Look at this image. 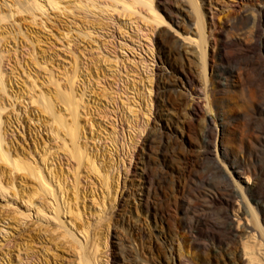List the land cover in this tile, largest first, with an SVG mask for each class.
Wrapping results in <instances>:
<instances>
[{"label": "rangeland", "instance_id": "obj_1", "mask_svg": "<svg viewBox=\"0 0 264 264\" xmlns=\"http://www.w3.org/2000/svg\"><path fill=\"white\" fill-rule=\"evenodd\" d=\"M55 1L52 7L47 0H0V148L7 159L0 160V182L7 190L0 192V264H79L86 251L94 253V264H122L125 256L126 264H214L210 249H199L188 237L177 208L186 168L205 176L206 183L216 180L208 174L212 162L199 158L202 110L184 105L162 113L173 122L179 118L182 129L168 131L173 149L159 154L169 158L166 166L158 160L150 167L153 177L165 179L155 201L164 229L153 230L152 253L140 239L139 256L131 253L136 244L120 224V218L129 219L147 231L151 222L142 205L141 162L148 149L151 157L157 150L144 145L152 127H161L157 78L169 72L159 59L157 35L165 30L193 47L196 38L170 22L158 0ZM199 1L211 3L212 23L236 16L243 5ZM183 80L174 95L192 100L199 92L205 106L203 87ZM68 96L73 106L65 103ZM75 105L77 125L70 114ZM70 127L80 163L70 154ZM245 134L243 141L250 149L255 144L262 159L264 130ZM15 162L37 176L17 171ZM198 186L202 196L211 195L207 185ZM131 188L135 196L128 195Z\"/></svg>", "mask_w": 264, "mask_h": 264}, {"label": "bare ground", "instance_id": "obj_2", "mask_svg": "<svg viewBox=\"0 0 264 264\" xmlns=\"http://www.w3.org/2000/svg\"><path fill=\"white\" fill-rule=\"evenodd\" d=\"M240 1L243 5H239L241 12L236 16H227L222 23H212L207 18L211 12L210 2L158 0V6L168 15L170 22L188 36L196 38L193 43L196 46L188 45L186 41L181 43L175 38L173 40L165 30L157 35L159 59L168 66L169 72L160 71L157 78L161 127H152L144 145L157 150L151 157L148 149V155L144 153L141 162L142 175L146 181L141 187L144 197L142 205L145 218L151 219L152 226L148 225L145 231L143 226L138 227L129 219L120 218L123 229L136 244L128 249L136 253L135 256H139L138 239L146 240L152 253L155 246L152 242L153 230L164 229L165 218L159 216L155 201L165 179L161 175L153 177L150 167L158 160L161 167L166 166L169 158L163 155L161 159L159 154L172 148L173 140L169 132L182 127L179 118L173 122L170 115L163 117L162 113H173L186 105L195 113L200 110L204 112V123L199 131L203 151L199 158L212 162L208 174L210 172L216 180L206 183L205 176L193 169H185L184 175H187L188 181L177 207L179 219L196 247L201 250L210 249L214 264H264V157L260 158L259 148L255 144L253 147L257 149H250L243 141L246 139L245 133L264 130V0ZM47 2L52 7L58 5L55 0ZM206 6H209L208 9ZM125 7L132 10L134 4ZM212 17L215 19V15ZM155 20L158 24L163 23L159 18ZM188 40L192 42L190 37ZM181 76L189 86L203 87L205 106L199 100V92L196 94L198 98L192 100L180 94L174 95L179 82L183 80ZM72 99L71 96L64 99L68 107L74 105ZM76 111V105L71 107L70 114L75 125ZM61 120L58 123L63 125ZM68 134L74 146L70 154L80 163L82 157L78 155V146H75L74 127L69 128ZM0 160L7 161L1 148ZM14 167L29 176H37L28 165L15 162ZM171 182L174 186L177 184L175 180ZM198 184L207 185L211 195L202 196L197 190ZM41 187L46 191L47 186ZM132 190L128 195L135 196ZM6 191L0 182V192ZM140 246L144 248L143 244ZM85 253L81 254L79 264H94V253ZM119 261L122 264L129 262L126 256L120 257ZM140 261L137 260V264H143Z\"/></svg>", "mask_w": 264, "mask_h": 264}]
</instances>
